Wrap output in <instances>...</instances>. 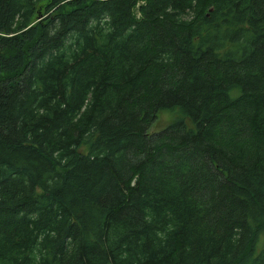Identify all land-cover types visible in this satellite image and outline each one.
I'll list each match as a JSON object with an SVG mask.
<instances>
[{"label":"trees","instance_id":"16d2710c","mask_svg":"<svg viewBox=\"0 0 264 264\" xmlns=\"http://www.w3.org/2000/svg\"><path fill=\"white\" fill-rule=\"evenodd\" d=\"M40 1L0 0V264H264V0Z\"/></svg>","mask_w":264,"mask_h":264},{"label":"rangeland","instance_id":"374dc122","mask_svg":"<svg viewBox=\"0 0 264 264\" xmlns=\"http://www.w3.org/2000/svg\"><path fill=\"white\" fill-rule=\"evenodd\" d=\"M47 2V0H41L39 2L38 5V9L36 12V15L34 17V20L39 19L40 18V13H42L41 11L43 10V6L44 4ZM138 11H136L137 13ZM38 17V18H37ZM175 112L174 111H168V110H161L158 112V116L157 118L154 120V122L152 123V125L150 126L151 130H158L162 127H164L168 122L171 121V119L173 117H175Z\"/></svg>","mask_w":264,"mask_h":264}]
</instances>
